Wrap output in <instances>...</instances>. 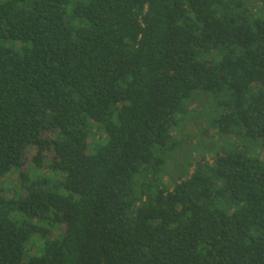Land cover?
I'll list each match as a JSON object with an SVG mask.
<instances>
[{
    "label": "trees",
    "instance_id": "16d2710c",
    "mask_svg": "<svg viewBox=\"0 0 264 264\" xmlns=\"http://www.w3.org/2000/svg\"><path fill=\"white\" fill-rule=\"evenodd\" d=\"M263 155L264 0L0 2V264H264Z\"/></svg>",
    "mask_w": 264,
    "mask_h": 264
},
{
    "label": "rangeland",
    "instance_id": "374dc122",
    "mask_svg": "<svg viewBox=\"0 0 264 264\" xmlns=\"http://www.w3.org/2000/svg\"><path fill=\"white\" fill-rule=\"evenodd\" d=\"M4 0H0L2 2ZM212 101L210 95L196 94L191 101L189 102L190 113L185 117V124L182 128V135L180 138H187V145H183L178 157L181 161L186 160L187 153L191 154L196 160H200L204 156L206 161L212 162V156L214 151L218 147L217 137H210L204 133L205 122L207 123L208 118L206 117L208 107L207 105ZM207 119V120H206ZM46 139L50 138V134H45ZM185 153V154H184ZM36 155V148L27 147L26 153L24 156V162L19 171H13L5 177L4 185L10 191L9 195L12 196L13 190H19V175L21 173L37 175V170L31 167V161ZM264 156V155H263ZM44 157V166H47L49 161L52 158V155L49 152L43 154ZM41 173V172H39ZM42 176L51 177L52 175L48 171H42ZM19 192V191H18ZM21 192V191H20ZM23 194V192H21Z\"/></svg>",
    "mask_w": 264,
    "mask_h": 264
}]
</instances>
